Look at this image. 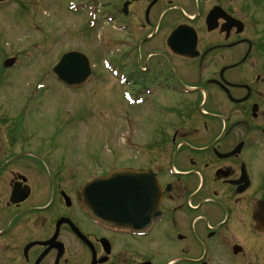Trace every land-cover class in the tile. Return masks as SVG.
<instances>
[{"label":"flooded vegetation","instance_id":"1","mask_svg":"<svg viewBox=\"0 0 264 264\" xmlns=\"http://www.w3.org/2000/svg\"><path fill=\"white\" fill-rule=\"evenodd\" d=\"M103 6L140 100L123 162L113 132L82 143L94 133L82 101L66 110L47 86L0 85V264H264V0ZM119 169L154 175L150 225L85 210V185Z\"/></svg>","mask_w":264,"mask_h":264},{"label":"rangeland","instance_id":"2","mask_svg":"<svg viewBox=\"0 0 264 264\" xmlns=\"http://www.w3.org/2000/svg\"><path fill=\"white\" fill-rule=\"evenodd\" d=\"M88 2L8 0L0 4V85H47L50 87L47 105L65 101L64 106L73 109L74 103L82 101L79 107H85L81 116L83 122L94 123V133L88 137L83 134L82 143H89V138L103 141L107 133L113 132L114 139L107 143L113 146L115 140V151L121 154L123 162L128 129L124 120L128 104L123 96L130 90V85L123 81L131 69L124 31L103 19L106 13L99 6H96L99 10L97 26L88 30L92 22ZM69 51L86 54L93 67L91 80L80 92H64L51 73L60 56ZM8 55L20 58L18 68H3V58ZM105 65L111 70L105 69ZM113 73L118 77H113ZM137 108L132 107L130 112L137 113ZM86 127L81 132H88ZM101 149L109 152L107 145Z\"/></svg>","mask_w":264,"mask_h":264},{"label":"water","instance_id":"3","mask_svg":"<svg viewBox=\"0 0 264 264\" xmlns=\"http://www.w3.org/2000/svg\"><path fill=\"white\" fill-rule=\"evenodd\" d=\"M13 64L14 60H9L4 66L11 67ZM52 73L66 86H81L91 75L89 60L80 52L67 53ZM158 198L156 184L150 176L141 172L113 174L88 185L85 192L89 210L95 216L103 221L133 225L136 222L150 223L156 217Z\"/></svg>","mask_w":264,"mask_h":264}]
</instances>
